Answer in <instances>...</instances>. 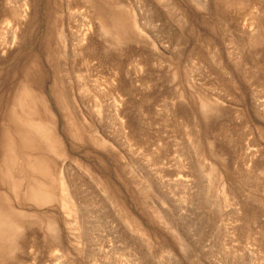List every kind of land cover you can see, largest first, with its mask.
<instances>
[{"label": "rangeland", "instance_id": "rangeland-1", "mask_svg": "<svg viewBox=\"0 0 264 264\" xmlns=\"http://www.w3.org/2000/svg\"><path fill=\"white\" fill-rule=\"evenodd\" d=\"M1 223L0 264H264V0H0Z\"/></svg>", "mask_w": 264, "mask_h": 264}, {"label": "bare ground", "instance_id": "bare-ground-1", "mask_svg": "<svg viewBox=\"0 0 264 264\" xmlns=\"http://www.w3.org/2000/svg\"><path fill=\"white\" fill-rule=\"evenodd\" d=\"M6 28H7V27H6ZM40 96H41V95H40ZM42 96H43V95H42ZM42 98H43V97H42ZM46 103H47V102H45L44 104H46ZM44 104H43V108H44V110H45V105H44ZM47 104H48V103H47ZM46 107H47V106H46ZM44 110H42L41 112H42L43 114H46V113L44 112ZM50 110H51V109H50ZM51 112H52V111H51ZM49 113H50V112H49ZM52 114H53V113H52ZM50 115H51V114H50ZM51 116H52V115H51ZM51 116H50V122H51L52 120H54V119L51 118ZM53 118H54V117H53ZM47 124H48V123H47ZM51 125H52V124H51ZM48 127H49V125H48ZM53 127H54V126H53ZM32 130H34L35 134L39 133V135H40V130H38V129H32ZM53 130H54V129H53ZM38 131H39V132H38ZM42 132H43L42 135L44 136V138H46V137H45V134H46V133H45V130H43ZM44 133H45V134H44ZM47 133H48V132H47ZM49 133H50V132H49ZM51 133H52V131H51ZM48 135H49V134H48ZM48 135H47V136H48ZM44 138L42 139V141L45 140ZM47 138H48V137H47ZM45 141H46V140H45ZM45 141H44V142H45ZM54 144H55V143H54ZM49 148H50L52 151L54 150V149L51 148L50 145H49ZM7 150H10V149H7ZM47 151H48V150H47ZM53 153H55V152H53ZM53 153H52V154H53ZM50 156H51V155H50ZM54 156H55V155H54ZM56 156H57V155H56ZM59 156H60V155H59ZM54 158H55V157H54ZM54 163H55V162H54ZM54 163H53V164H54ZM44 175L46 176L47 174L44 173ZM46 177H47V176H46ZM40 191H41V190H40ZM39 194H40V193H39ZM40 196H41V197H44V198H47V195H46L45 193H44V194H40ZM4 205H5V204H4ZM8 228H9V227H8ZM8 228H7V230H8ZM0 230H1V231H0V238H1V237H3V235H4L3 231L6 230V224H5V223H1V224H0Z\"/></svg>", "mask_w": 264, "mask_h": 264}]
</instances>
